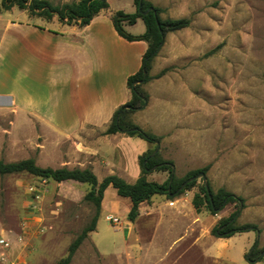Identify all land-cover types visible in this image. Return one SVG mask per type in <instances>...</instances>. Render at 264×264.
<instances>
[{
    "label": "crops",
    "instance_id": "1",
    "mask_svg": "<svg viewBox=\"0 0 264 264\" xmlns=\"http://www.w3.org/2000/svg\"><path fill=\"white\" fill-rule=\"evenodd\" d=\"M113 1L107 0L108 8L85 26L62 24L56 16L50 26L49 20L42 17L32 21L29 15L7 16L6 11H0V113L12 114L14 120L39 121L43 128L46 126L57 136L72 141V151L80 158L81 167H91L102 179L115 174L133 184L141 175L139 158L152 145L137 136L104 132L117 109L131 99L128 78L140 70L148 44L142 40L127 41L117 33L114 14L131 13L113 8ZM147 1L163 9L164 20L189 17L180 0ZM133 6L132 13L136 11L134 1ZM140 24L144 30L135 32ZM124 28L136 36L145 32L141 19L133 25L125 24ZM190 28L191 25L166 34L152 61L151 79L143 85L148 104L130 116L135 125L161 138L158 152L164 160L173 161L175 175L179 160L200 164L182 170V177L210 165L218 157L211 154L209 146L213 112L208 97V65L178 64L187 54L189 39L186 41L185 37ZM166 69L169 70L161 74ZM17 77L20 84L10 87L9 83ZM218 167L213 163L207 175L215 173ZM168 177L167 171L154 170L147 175L149 181L158 183ZM244 182H249V191L236 192L245 204L239 217L249 215L252 220L241 224L259 227L264 221V177ZM111 188L104 193V204ZM192 200L193 196L187 192L173 199L154 195L139 205L134 222L125 219L126 229L137 230L140 262L143 258L152 264L177 263L197 245L210 264L247 262L246 254L252 243H258L255 233L212 235L213 227L221 219H209L206 213L197 212ZM126 203L128 216L132 203ZM177 229L178 234H172ZM237 236L243 241L230 243Z\"/></svg>",
    "mask_w": 264,
    "mask_h": 264
},
{
    "label": "rangeland",
    "instance_id": "2",
    "mask_svg": "<svg viewBox=\"0 0 264 264\" xmlns=\"http://www.w3.org/2000/svg\"><path fill=\"white\" fill-rule=\"evenodd\" d=\"M49 1L58 5L71 0ZM180 2L186 5L191 28L185 37L186 41L189 39L187 54L178 64H207L209 68L208 97L213 112L209 146L212 155L218 154L217 161L210 166L217 163L219 167L207 175V180L215 191L223 187L235 194L245 193L249 191V182L245 183V179L264 177V0ZM112 7L128 13L135 9L132 0H115ZM9 14L29 15L17 7L11 13L6 11ZM29 17L32 21L40 20L37 16ZM49 22L50 26L54 23ZM140 25L135 32L144 30ZM15 84H20L18 77L9 86ZM72 149L71 140L57 136L46 126L43 128L39 121L14 120L12 114L0 113V160L14 162L33 158L41 167L82 169L80 158ZM178 162V178L182 177V170L200 165L183 159ZM101 177L99 173V181ZM201 185L202 179L197 178L196 186L187 193L194 196ZM89 190L87 184L55 182L28 173L0 175V264H58L71 242L95 215V206L84 200ZM126 201L130 200L111 188L105 204L102 202L95 231L89 233L71 264H152L143 258L140 262L137 230L125 228ZM235 209L234 204H229L217 215L206 208L202 212L209 219L219 220L229 217ZM248 216L242 215L236 224L251 221ZM110 217L119 222L110 221ZM259 227L260 235L253 233L258 240L257 249L263 250L264 221ZM178 232L179 229L172 234ZM240 241L243 238L237 236L230 243ZM162 264L210 263L197 245L177 263ZM254 264H264V261Z\"/></svg>",
    "mask_w": 264,
    "mask_h": 264
},
{
    "label": "trees",
    "instance_id": "3",
    "mask_svg": "<svg viewBox=\"0 0 264 264\" xmlns=\"http://www.w3.org/2000/svg\"><path fill=\"white\" fill-rule=\"evenodd\" d=\"M133 1L136 11L131 14H126L123 11L116 12L113 16L114 27L122 38L130 42L145 41L148 44V48L143 56L140 70L128 78V87L132 94L131 99L117 109L104 134L123 133L128 136H137L152 145V148L139 158L141 175L137 181L130 184L115 174L108 175L99 181L90 167L83 169L41 167L36 164L33 158L14 162L0 160V175L28 173L55 182L75 181L90 186V190L85 195L84 200L95 206V215L89 225L84 227L81 233L71 242L66 256L61 258L58 264H71L75 253L87 239L89 233L95 231L104 193L109 186H112L119 196L130 199L132 206L127 218L134 222L139 215V205L142 202L150 200L154 195H166L168 199L176 198L196 186V177L198 175H204L207 178V172L210 168V165H207L203 168L192 170L185 176L178 178L175 175L173 161L164 160L159 152L155 153L159 149L161 138L135 125L130 119L134 112L145 108L148 104L149 97L143 89V85L151 79L149 72L152 61L163 46L166 34L187 28L191 23L189 18L164 20L161 18L162 8L154 6L147 0ZM13 7L26 10L30 16L42 17L47 20H52L56 16L62 24L85 26L102 10L108 8V2L107 0H71L70 2L54 5L49 0L0 1V11H9ZM145 12L147 13L145 14ZM138 19L143 21L145 32L136 36L126 31L124 25H133ZM166 71L167 69L162 71L161 74ZM155 166H157L156 171H167L169 173V177L165 182L158 183L147 179V175L153 171L152 169ZM201 179L202 185L199 187V191L194 194L192 200L197 212H201L206 208L211 214L216 215L229 204L236 206L235 211L229 217L221 219L213 227L212 235L230 237L236 233L248 231L260 233L259 227L255 224H236L237 218L245 206L244 199L241 196L228 191L226 188H219L215 191L211 187L209 180L205 182L202 177ZM257 244L255 242L252 252L246 254V261L249 263L258 262L264 258V256H261L264 249L258 250Z\"/></svg>",
    "mask_w": 264,
    "mask_h": 264
},
{
    "label": "water",
    "instance_id": "4",
    "mask_svg": "<svg viewBox=\"0 0 264 264\" xmlns=\"http://www.w3.org/2000/svg\"><path fill=\"white\" fill-rule=\"evenodd\" d=\"M151 10V9H150ZM148 12V11H147ZM147 12H145V14L147 13ZM158 150L159 149H157L156 151H155V153H157L158 152ZM157 169V166H155L152 170L154 171V170H156ZM203 178V180L206 182V180H207V178H206V176H204V175H198L196 178ZM192 179H195V178H192ZM192 179H190V180H192ZM184 186V185H183ZM253 250V249H252ZM252 250L250 251V252H252ZM264 255V252H262L261 253V256H263Z\"/></svg>",
    "mask_w": 264,
    "mask_h": 264
},
{
    "label": "built area",
    "instance_id": "5",
    "mask_svg": "<svg viewBox=\"0 0 264 264\" xmlns=\"http://www.w3.org/2000/svg\"><path fill=\"white\" fill-rule=\"evenodd\" d=\"M109 220L112 221V222H119V220L117 218H115V217H110ZM3 242H4V240H3ZM4 244H5V246H8L7 242H4Z\"/></svg>",
    "mask_w": 264,
    "mask_h": 264
}]
</instances>
